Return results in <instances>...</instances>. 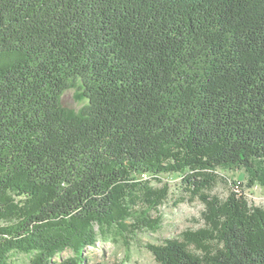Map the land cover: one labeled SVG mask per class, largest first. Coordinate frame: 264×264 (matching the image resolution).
<instances>
[{"label": "trees", "instance_id": "trees-1", "mask_svg": "<svg viewBox=\"0 0 264 264\" xmlns=\"http://www.w3.org/2000/svg\"><path fill=\"white\" fill-rule=\"evenodd\" d=\"M220 169L264 186V0H0V264H93L97 230L160 229L168 189L131 181L201 191ZM202 199L205 227L156 261L264 264V208Z\"/></svg>", "mask_w": 264, "mask_h": 264}, {"label": "rangeland", "instance_id": "rangeland-1", "mask_svg": "<svg viewBox=\"0 0 264 264\" xmlns=\"http://www.w3.org/2000/svg\"><path fill=\"white\" fill-rule=\"evenodd\" d=\"M79 85L80 82L74 83L62 94L63 107L79 111L86 104L78 97ZM215 175L212 185L201 191H196L179 174L140 176L131 181L137 195L148 188L168 189L165 201L151 211L152 218L160 222V229L156 232L139 231L125 238L115 233L101 234L97 230L96 242L85 250L88 260L93 264H160L146 246L162 244L167 239H180L187 230L196 231L205 227L203 215L206 204L202 195L225 200L233 191L243 192L251 204L264 208V186L249 187L247 175L243 171L220 169ZM71 256L73 254L68 251L59 255V259ZM9 259V264H30V255L24 253H13Z\"/></svg>", "mask_w": 264, "mask_h": 264}, {"label": "built area", "instance_id": "built-area-1", "mask_svg": "<svg viewBox=\"0 0 264 264\" xmlns=\"http://www.w3.org/2000/svg\"><path fill=\"white\" fill-rule=\"evenodd\" d=\"M143 176H147V175H143Z\"/></svg>", "mask_w": 264, "mask_h": 264}]
</instances>
